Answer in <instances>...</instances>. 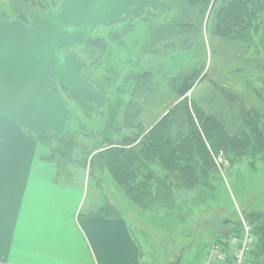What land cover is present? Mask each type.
I'll return each instance as SVG.
<instances>
[{
  "label": "rangeland",
  "instance_id": "1",
  "mask_svg": "<svg viewBox=\"0 0 264 264\" xmlns=\"http://www.w3.org/2000/svg\"><path fill=\"white\" fill-rule=\"evenodd\" d=\"M231 1L197 0L184 6L167 0L156 14L100 27L83 54L90 75L109 92L105 108L92 109L70 91L56 90L69 105L67 131L40 141L51 147L60 177L68 179L80 168L90 171L93 185L86 210L94 204L95 214L101 210L104 217L125 221L142 251V264H198L204 248L237 228L240 214L248 213L245 208L264 211V160L249 156L232 162L221 150L229 136L245 141L242 131H247L246 138L252 137L245 123L264 126V0H248L252 3L245 10L223 14ZM58 3L0 0V17L24 18L31 8L49 10ZM194 9L191 18L185 16ZM187 22L193 28L176 33ZM192 121L213 159L210 194L201 186L169 193L167 201L158 198L166 212L154 213L144 210L146 203L141 209L143 197L135 201L122 192L110 172L93 168L108 137L113 146L129 139L150 146L151 133L166 123L177 143L192 134ZM248 147L264 150V142L251 140ZM161 164L158 158L150 165L154 187L174 178ZM177 198L182 200L175 203Z\"/></svg>",
  "mask_w": 264,
  "mask_h": 264
},
{
  "label": "crops",
  "instance_id": "2",
  "mask_svg": "<svg viewBox=\"0 0 264 264\" xmlns=\"http://www.w3.org/2000/svg\"><path fill=\"white\" fill-rule=\"evenodd\" d=\"M166 1L61 0L0 17V264H142L125 221L95 214L94 204L86 210L90 171L60 177L38 137L67 131L70 109L57 89L92 109L108 105L83 54L95 32L156 14Z\"/></svg>",
  "mask_w": 264,
  "mask_h": 264
},
{
  "label": "trees",
  "instance_id": "3",
  "mask_svg": "<svg viewBox=\"0 0 264 264\" xmlns=\"http://www.w3.org/2000/svg\"><path fill=\"white\" fill-rule=\"evenodd\" d=\"M173 1L183 3L184 6H187L197 0ZM250 3H252V1L232 0L228 7L224 9L223 14L230 15L231 13L235 14L236 11L245 10ZM199 10H197V12H199ZM195 11L196 9L192 12L188 10L185 16L191 18ZM226 25L229 26V22H227ZM193 26V23L188 22L181 24L176 33L180 31H189L193 28ZM195 26H198V23H196ZM141 80L139 82H141ZM136 91L137 88L134 87L132 92L135 93ZM191 124H193V121ZM257 124H259L258 121L255 123H245L246 126H249L247 127V130L252 134V137L250 136L251 139L246 138L247 134L245 132L247 131H242L245 135V141L244 139H239L237 136L228 137L227 144L221 150L225 151L232 162H240L249 156H255L254 158L264 160L263 149L259 150V148L256 149L248 147L251 140L254 141L256 145H261L264 142L262 136L264 126L262 127L263 129H261ZM191 127L192 134L190 136L183 137L181 141L177 143L173 142L169 137V129L166 123H162L157 127L156 132L151 133L150 138L154 144H151L150 146L145 143L142 144L141 147L138 144L134 145L133 143L135 140L130 139L126 142L123 141L120 145L113 146L114 144L111 142L112 138L108 137L107 143L109 144L103 148V151L98 150L99 152L93 161V168L95 166L101 173L106 171L108 173L110 172L113 181L122 190V192L125 194V191L130 193L135 201L140 199V197H143V201L139 200V206L141 209L143 207L141 206L142 203H146V206L144 205L145 207H143L144 210L154 213H159L161 211L166 212L165 208L159 207L161 202L158 198H166L167 201L171 199L169 193H176L177 191L185 189H190L188 191H192L201 186L208 191L207 193L210 194L209 191L212 181H210L209 178L213 173L210 171L211 168H214L213 159L211 157V153L206 149L203 139L201 138V135L195 125L193 124ZM47 134L49 135V133L43 132L39 135V141ZM260 142L261 144H258ZM42 143L48 146L45 141H42ZM127 143L133 144L134 146L126 148L125 146ZM128 144L127 146H129ZM164 147H168L171 152L169 151L167 154L162 152ZM158 158L162 161L161 165L166 169L168 168L167 170L174 174V178L172 182L167 180V182L160 184L161 186L154 187L155 185L152 182L151 177H149V172H151L150 165ZM52 160L58 163L55 158ZM215 176H217V174ZM204 195L205 194L201 195V197H204ZM181 197L183 198L181 203L185 204L187 199L186 194H183ZM182 198H177L175 203L180 202ZM148 201H150V203ZM207 201H212V199H207ZM245 209L248 211V213L245 212V218L252 227V233L257 240L254 251H252L248 257L249 263L264 264V211L251 208ZM173 217L179 218V214H173ZM176 221H178V219H176ZM234 232H239V224L237 228L230 231L227 235Z\"/></svg>",
  "mask_w": 264,
  "mask_h": 264
},
{
  "label": "built area",
  "instance_id": "4",
  "mask_svg": "<svg viewBox=\"0 0 264 264\" xmlns=\"http://www.w3.org/2000/svg\"><path fill=\"white\" fill-rule=\"evenodd\" d=\"M257 240L248 221L241 216L239 232L230 233L204 248L198 264H250L248 257Z\"/></svg>",
  "mask_w": 264,
  "mask_h": 264
}]
</instances>
